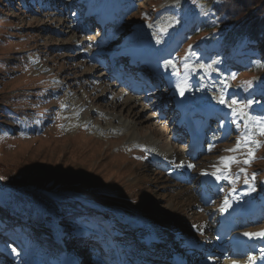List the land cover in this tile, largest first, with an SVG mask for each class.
I'll return each instance as SVG.
<instances>
[{
  "label": "rangeland",
  "instance_id": "1",
  "mask_svg": "<svg viewBox=\"0 0 264 264\" xmlns=\"http://www.w3.org/2000/svg\"><path fill=\"white\" fill-rule=\"evenodd\" d=\"M83 1L90 4L91 11L103 8L106 12L103 19L111 22L94 23L95 29L82 28L87 25V21H82ZM211 4L207 1L194 4L193 0H127L120 5L115 0H0V104L7 99L18 100L22 110L27 108L28 121L22 123L23 129L35 132L42 126L50 127L45 134L28 136L19 132L22 128L16 123L4 120L2 126L14 137L0 138L7 146L0 145L1 166L10 171L2 174L10 178L23 169L20 166L28 168L33 164L29 161L41 158L38 166L51 167L49 176L52 173L55 179H71L70 183L62 184L57 180L55 188H44L43 182L50 178L47 169L44 179L39 172L27 175L33 176L30 187L37 186L46 195L58 197L52 206L41 201L42 206L35 207L39 215L12 196V187L0 186V215L16 223L20 219L31 224L17 232L20 237L14 244L16 248L21 247V255L29 259V264L39 244L44 243L42 238L49 234L42 228L51 224L53 217L63 224L67 251L77 257L78 264H94L93 260L101 264L123 254L125 244L134 240L129 231L130 222L156 229L161 234V244L177 252L190 246L184 243V236H199L203 229L209 238L210 258H215L216 253L219 257L227 255V239L220 237L215 226L226 196L230 204L236 197L242 198L254 212L250 222L241 223L240 230L264 231V147L256 152L260 158L250 166H231L233 176H239L234 184L224 180L221 189L209 190L206 183L200 182L202 172L216 170L213 165H219L220 157L243 158L240 153L225 151L235 146L238 136L235 125L230 122L229 109L213 120L203 142L205 146L192 155L184 134L175 135L176 115L172 100L166 97L168 89L165 87L161 92L162 79L155 78V84L149 82L150 78L138 79L134 86L127 87L112 80L104 63L94 62L99 53L122 52L127 46V52L123 53L144 57L149 48L143 47V42L132 44L137 37L153 43V57L173 41L175 52L165 55L157 65L170 69L179 97L188 99L185 91L189 79H194L196 91L204 89L201 92L206 98L203 114L207 117L219 109V90L227 83V94L257 101L250 111L254 115L264 114V67L246 64L247 56L256 57L245 48L247 36L228 29L212 37L202 31L206 25L199 26V33L195 34L199 28L192 30L199 25L197 17L206 16L198 5L208 12ZM185 6L188 7L186 17L182 16ZM159 29L165 31L161 34ZM104 30V39H97ZM157 38L160 43L156 42ZM189 45L194 56L186 55ZM166 60L174 62L179 76L165 65ZM185 61L189 65L211 64L212 68L207 73L185 72ZM259 65H264V51ZM233 74L235 79L231 78ZM246 81H252L247 90L242 87ZM115 83L117 90L127 91L135 103L116 106L114 98H123L118 93L102 97ZM178 85L184 89L183 96ZM22 87L29 88L19 91ZM25 91H29L31 99L22 101ZM33 113H37V119L29 120ZM47 117L52 119L46 120ZM196 117L201 118L202 125V114ZM57 126L61 138L54 137ZM81 130H84L82 138L72 136ZM257 139L264 142V136ZM82 141L88 143L85 154L80 151L84 147ZM154 142L158 147L150 145ZM210 145H215L212 151L208 150ZM188 164L195 167L188 168ZM171 167L180 168L183 173L170 177L166 172ZM240 167L247 168L249 177L256 173L255 191L244 183L245 174L239 172ZM20 173L28 172L23 169ZM57 211L65 213L66 225ZM41 213L47 218L41 217ZM1 223L0 219V231L5 229ZM8 234L11 233L6 238ZM259 247L264 248V241ZM196 253L190 254L191 259ZM21 262L17 260L15 264Z\"/></svg>",
  "mask_w": 264,
  "mask_h": 264
},
{
  "label": "trees",
  "instance_id": "2",
  "mask_svg": "<svg viewBox=\"0 0 264 264\" xmlns=\"http://www.w3.org/2000/svg\"><path fill=\"white\" fill-rule=\"evenodd\" d=\"M197 1H207L211 2L210 9L208 11V17L202 16L197 17V22H198V27H192V30H195L201 27L202 25H206L205 29L202 31H206V33L212 37H216L219 34L222 35L224 32L228 29H231L232 31H236L237 33H240L242 35L247 36V43L245 44V48L249 49L251 52L255 54L256 57H251L247 56V62L246 64L248 66L252 65H259L261 64V56L262 52L264 51V0H197ZM197 4V3H195ZM188 7L185 6L184 12L185 14L182 15L184 17L187 16L188 14ZM201 29L199 28L196 33H199ZM180 36H183L180 35ZM216 48V47H214ZM263 50V51H262ZM175 52V43H171L170 46L165 50V53L167 55L172 54ZM41 78H44L41 76ZM29 87H22L19 89V91L27 90ZM26 98L29 100L31 99L29 95V91H25L24 97L22 98V101H24ZM21 101V102H22ZM19 101L18 100H5L4 104H0V138L3 136H8V137H14V135H9L8 131L3 127V121L4 120H10L13 123H16L19 127L22 129L19 131L21 134H25L28 136L32 135H42L47 133V130H49L50 127L48 126H42L40 128H37L35 132L28 131L27 129H23L24 127L22 126V123H26L28 121L27 114V108L22 110L18 105ZM37 119V113H33L32 116L30 117L29 120H35ZM52 117H47L46 120H50ZM54 137L61 138L62 133L57 126L54 129ZM18 134V132H17ZM84 134V130L78 131L72 136L75 138H82ZM49 136V135H47ZM10 142V141H9ZM8 142V145H9ZM37 143V142H35ZM83 143V141H82ZM2 144V145H1ZM96 144V143H95ZM0 145L3 147L6 146V141L5 140H0ZM84 147L80 149L82 150V154H85V152L88 149L87 145L88 143L84 141L83 143ZM3 151V150H2ZM85 151V152H84ZM3 154V153H2ZM1 151H0V155ZM31 157H27L26 159H29ZM25 159V160H26ZM35 161V162H34ZM33 162L29 161V163H33L32 166H29L28 168H24L20 166V168H23L25 172L28 173H23L21 174L20 171L23 170L21 169L19 172H15L13 176L10 178L7 176H4L2 172H10L4 169L3 166H1L0 162V177H4L3 180H0V186H7V187H12V196L15 197L19 202H23L28 205L29 208H32L36 215H39V211L37 210L38 206H42L40 203L41 201H47L49 206H52L53 204H56L58 202V197L54 198L53 196H48L46 195L43 191L39 189V187H30L28 184L30 181H32L33 176H27L31 173H40V178L44 179L43 173L47 168H41L38 166V163L41 162V158L35 159ZM48 176L51 170V167L48 169ZM25 175L27 178L25 179ZM55 174H52L49 176V180L44 181L42 187L44 188H50L53 187L55 188L54 183L59 180L60 184L62 183H70L71 179L68 178H61V179H55ZM7 181H12V182H20L19 184H14V183H7L3 184L2 182H7ZM23 182H26L27 184H22ZM56 190V189H55ZM62 191V190H59ZM76 208V207H75ZM77 211V209H76ZM80 212V211H78ZM44 213V212H43ZM58 215H60V220L65 224V219L63 211H57L56 212ZM35 215V214H33ZM34 217V216H33ZM0 219L2 221V225H4L5 229L17 233L20 229L25 230L29 228V222L22 221L18 219L20 222L16 223L12 220L5 219L4 215L1 213ZM72 233V231L70 232ZM74 234L72 233L71 236Z\"/></svg>",
  "mask_w": 264,
  "mask_h": 264
},
{
  "label": "snow or ice",
  "instance_id": "3",
  "mask_svg": "<svg viewBox=\"0 0 264 264\" xmlns=\"http://www.w3.org/2000/svg\"><path fill=\"white\" fill-rule=\"evenodd\" d=\"M193 3H197V0H193ZM198 7L201 8V12L204 15H208V12L204 10L202 5H198ZM151 27V25H149ZM165 29H159V33H163ZM153 36L156 37L157 33H153ZM157 43H160V39L157 38ZM191 45H189V53L186 55L194 56L195 53H192L190 51ZM165 65L169 66L173 70V74L176 76H179V70L177 69L176 65L172 60H166ZM258 67H264V65H257ZM183 68L185 72L188 71H196V70H203L206 73L212 68L211 64H198V65H189L187 61L184 62ZM232 79H235V74L232 75ZM252 81H246L245 84L242 86L245 90L251 88ZM178 90L180 91V95L183 96L184 89L180 88L179 85L177 86ZM229 85L227 83H224L222 88L219 90V95L217 97V101L220 105L226 107L229 109V115L231 117V123L235 125V131L238 133L237 139L235 141V146L230 149H225L227 152L232 153H240V155L243 157L242 159L238 158L236 155L233 156H227V157H220L219 165H213L214 168H216V171L212 173L202 172L201 175H212L216 178V180H227L230 184H234L238 179L239 176L231 173V166L233 164L237 165H245L250 166L254 160L260 158L256 156V152L261 148L264 147V142H261L257 139V136H264V114L261 115H254L250 111L255 103H258L257 101L253 99H239L236 95H229L226 93L225 89L228 88ZM262 111H264V106H262ZM242 122V123H241ZM224 125L221 124V127ZM227 138V135L225 136ZM215 147V145L209 146V151H212V149ZM241 149H247L246 152H241ZM222 165V167L220 166ZM183 166V164L178 165ZM188 168H194L195 165L188 164ZM239 172L244 173V183L249 186V189L251 191H255V180H256V173L253 172L251 176L249 177L247 173L246 167H240ZM4 177H0V180H3ZM233 192L235 189L232 190ZM229 207H231V204L229 202L228 197L226 196L224 199V206L221 208V211H226ZM244 236L248 237L249 239L253 237L258 238H264V231L256 232V233H243ZM13 251H15L13 249ZM264 251V250H262ZM254 257H249L248 261L249 264H252L254 261ZM233 264H237L236 261H233Z\"/></svg>",
  "mask_w": 264,
  "mask_h": 264
},
{
  "label": "bare ground",
  "instance_id": "4",
  "mask_svg": "<svg viewBox=\"0 0 264 264\" xmlns=\"http://www.w3.org/2000/svg\"><path fill=\"white\" fill-rule=\"evenodd\" d=\"M116 1L117 0H115V3H116ZM137 36H140V34H137ZM144 40H142L141 37H137L136 39H134L131 42L132 44H137V43L140 44V43L143 42L144 43V44L142 43L143 47L145 46V47L149 48V51L146 52L145 54H143V56L147 55V53L151 54L150 53V51L152 50L151 47L154 48L153 43L151 44L149 41L146 42ZM124 46H127V45H124ZM147 48H146V50H147ZM127 49H128V46L125 47L124 50H122V52H115V54L127 52ZM135 57L138 58L140 56H135ZM157 57H160V55L158 54ZM165 71H167L171 75L170 69H168L167 67L163 70V72H165ZM193 80L194 79H189V81H188L189 82L188 83L189 87L185 91V93L187 95V98H188L186 100L187 104L189 106H193V107L202 106V104L206 102V98H204V94L201 93V92L204 91V89H202L201 91H196V88H195L196 83ZM118 82L119 81L116 80V83H118ZM116 83L112 86L111 91H109V92L106 91L107 93H105L102 97L105 98L106 95H111V94L113 95L114 93H118V94H123V98H119L117 96L114 98L113 103H115L116 106L118 104H127L129 106L130 104L135 103V99L130 98L127 91H124L123 89L117 90ZM98 85H100V83H98ZM176 93H178V92H176ZM179 98H181V97H179ZM217 107L222 108V111H223V109H225V107L220 105V104ZM117 121L120 122V119H117ZM123 127H125V125L121 126L120 130H122ZM150 145L151 146L155 145V146L158 147V143H155V142L153 144H150ZM203 145L204 144H202L201 131H199V132L195 131V135L192 138V140L189 142V145H188V147L191 148V150H190L191 153L190 154L194 155V153L199 152L200 149L204 147ZM158 156L161 157V154H158ZM201 183H203V185L206 183V185H207V183H208V175H203V177L201 179ZM131 223H135V222H131ZM137 228H139V229H148V228L149 229H153V228H150L148 226H142V225H138ZM47 229L50 230L51 232L54 231L58 236L56 237V239L52 238L53 240L48 238V237H46L47 240H46V242L44 241V243H43L44 246H42V245H41V247H40V245L38 246V248H37L38 251L34 255V259H33L32 264H49V263H51V264H59L60 263V259H56L53 255H54V253H56V252H58L60 250H63V248L61 249V247H60L62 244H64V241L62 240V236H61V231L59 229H56V228L54 229L52 226H48ZM48 230H46L47 233H49ZM153 230H155L157 233H159L156 229H153ZM50 237H52V235ZM254 238H258V237H253L250 240H252ZM159 247H157V248L160 251L157 248L154 250L152 248H147L144 245H139L137 240H133L131 242V244H130V247H129L130 251H128V253L129 254H135L138 257H141V258L145 259L146 261L147 260H152V258H153V260H156L158 257H161L163 260H165L163 262H166V259H167L168 263L170 262L169 259H170V256H171V253H169V252H176L177 253V251H174V249L172 247H168L167 248L166 246H163V244L160 245ZM177 254H181V253H177ZM72 255L75 256L74 254H72ZM215 258H217L215 260L216 264H225L226 262L231 261L232 257H229L228 254L219 257V255L216 254ZM211 262H214V260H212Z\"/></svg>",
  "mask_w": 264,
  "mask_h": 264
}]
</instances>
